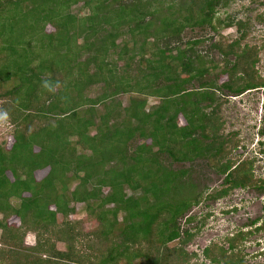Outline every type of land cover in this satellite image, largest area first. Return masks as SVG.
Returning a JSON list of instances; mask_svg holds the SVG:
<instances>
[{"label":"trees","instance_id":"16d2710c","mask_svg":"<svg viewBox=\"0 0 264 264\" xmlns=\"http://www.w3.org/2000/svg\"><path fill=\"white\" fill-rule=\"evenodd\" d=\"M151 1L0 0V117L13 140L0 143V264H202L188 262L196 231L182 232L179 222L201 194L188 170L172 165L208 158L227 172L233 162L221 159L231 139L219 135L217 92L264 88V78L257 51L240 45L248 22L220 17L229 0ZM232 26L243 33L211 45L228 76L218 85L209 78L218 64L197 49L204 40L181 35ZM96 87L101 93L86 94ZM149 97L159 103L148 108ZM238 165L234 184L254 185L253 161ZM72 202L99 222L81 235L97 240L86 260L74 247L82 238L68 221ZM31 231L32 246L24 241ZM212 251L206 257L217 262Z\"/></svg>","mask_w":264,"mask_h":264},{"label":"rangeland","instance_id":"374dc122","mask_svg":"<svg viewBox=\"0 0 264 264\" xmlns=\"http://www.w3.org/2000/svg\"><path fill=\"white\" fill-rule=\"evenodd\" d=\"M131 1L132 0H123V2L125 3H131ZM151 2L181 3L185 2V0H152ZM228 3V6H226L225 8L223 7L219 10L220 17L224 18L227 15H233L241 20L245 19V21L248 22V28L242 30L246 32V36L241 40L240 45L241 47H253L257 51V62L255 64V71L257 73L256 75L260 79L264 78V0H229ZM78 5H75L73 7L74 12L79 7ZM242 31H239L236 26H232L230 28H222L218 31H213L210 28H197L194 30L187 28L182 33L181 37L184 41L191 38L200 37L204 40L203 43L197 47V49L204 55V58L209 62V64L211 62L218 64V68L216 70H213V74H211L209 78H211L212 80H216V83L220 85L222 82L228 79L227 75L221 74L220 72V70L224 67V58L221 55L222 53L219 50L212 49L211 45L213 42L220 44L231 43L243 33ZM227 60L230 62L229 65L231 66L235 61V56L230 55ZM194 87H197V82L189 86V89H192ZM99 89L100 88L96 87L90 92L86 91V94L88 96L95 97L96 94H99ZM217 98L221 103V106L217 110V113L221 122L223 123L220 128L219 135L222 139H231V144L227 146V154L224 158L221 159V162L230 160L233 162V165H236V163L245 161L246 159L250 158L253 161L252 168L255 171L254 173L257 176L264 178V88L260 87L249 89L240 94L222 90L220 92H217ZM119 100H121V102L125 105L128 101V96L126 94L120 95ZM158 103L159 99L149 97L147 107L149 108ZM210 109L211 108H209V110ZM9 130L10 126L6 123L4 117L1 116L0 143H2L4 139H8L7 146H10L13 141L12 138L9 137ZM137 143H139V140L137 141ZM34 149L35 151L39 150L38 147H35ZM78 152L81 153L82 150L80 149L78 150ZM215 164L216 162L211 161L208 158H200L196 160L194 165H190L188 162L174 163L172 165V167L176 169L179 167L182 168L183 166L192 169L193 176H191V173H189V179L193 182L196 192L201 194L198 203L194 204L190 211H188L184 216V218L179 220L182 230H193V227L196 226H199L201 229L200 219L203 218L207 211L216 210L220 208V206L224 208L226 207L225 203H227V201L222 200L220 201V203L215 205L212 198L206 197L211 194L213 188L216 189L220 185H222V181L224 180V178H222L221 176L215 175L216 172L213 168V165ZM47 172L48 168L36 171V178L38 180L42 179L46 176ZM7 174L12 179V175L9 172H7ZM76 183L77 182H75V184ZM75 184H73L72 187ZM106 191L107 190H105V192ZM71 206L74 208V212L69 215L68 221H71L72 223L78 222L76 227L80 232V236L82 234H89L95 228H97L99 224L98 220L92 217L85 210L84 204L72 202ZM222 211L223 210H219V213L216 214V217L221 215L220 213ZM194 215L195 217L192 220L193 223L196 221L193 224L194 226L187 225V222L185 221L189 216ZM213 215L214 213L209 218L208 216L204 217V222H207L209 219L210 220L209 224L204 227L203 231L200 234L198 233V237L201 236L199 240L197 241L198 237H193L186 244L184 250L186 251V256H189L187 257L189 263L215 264L208 258L206 260L204 259V248L210 243H214L218 246L226 245L227 240L225 239L226 237L230 236L232 229L231 227H229V225L221 223V226L218 228V233L214 232V225H216V223L214 222ZM259 215L260 214H258V216ZM1 217L2 214H0V218ZM63 220L64 218L59 214L58 223H61ZM214 235L218 237L215 238L216 236ZM46 236L56 237L55 234L51 233ZM252 236L253 235H249L246 239L247 241L239 240L237 242V250L235 252H238V255L241 256L243 264H264V232L262 230V232L256 233L254 237ZM93 238L94 237H92L90 239L91 241H89V236H86L79 240V242L75 243L74 247L82 251L85 260L87 259V255L96 252V250L92 247L98 246L97 240L93 242ZM24 241L26 245L32 246L36 244V233L33 231L29 232L26 235ZM258 243L260 244V246H258ZM54 245L57 250L68 249V247H66L63 242L55 241ZM180 245L181 244L177 243V241L169 243V246L171 248L179 247ZM209 252L212 253L213 251ZM44 253L47 254V252ZM46 254H41L43 259L47 257ZM137 263L138 261L136 262V264Z\"/></svg>","mask_w":264,"mask_h":264},{"label":"flooded vegetation","instance_id":"af4514ba","mask_svg":"<svg viewBox=\"0 0 264 264\" xmlns=\"http://www.w3.org/2000/svg\"><path fill=\"white\" fill-rule=\"evenodd\" d=\"M239 163L241 162L236 163V165H231L230 169L225 173H221L219 170L213 167L214 171L216 172L215 175L221 176L222 178H224V180L222 179L223 180L222 185H220L216 189L214 188L212 189V192H211V194L213 195L212 200L214 201L213 203H215V205L220 203V201L222 200L227 201V203H225L226 207L224 208L220 206V208L216 210L207 211L206 214L203 216V218L200 219L201 229L199 226L193 227V231H196L193 237H198V235L203 231L204 227L209 224L210 219L207 222H204L203 221L204 217L208 216L209 218L210 216H212L213 213H214L213 215L214 222L216 223V225H214V228H215L214 232L218 233V228L221 226V223H225V225H229V227H231L232 231L230 233V236L226 237L225 239L227 240L226 245L218 246L214 243H210L204 248L205 251L203 250L205 253L204 255L205 260L207 259L206 257L207 249H209V251H212V249L216 250L215 255L217 258V262H214L215 264L216 263L217 264H227L226 261L224 260L223 255L220 254L221 251L223 252V254L224 252H227L228 254L229 253L234 254V256L237 259H239L241 264H243L241 256L238 255V252H235L237 250L236 249L237 242L239 240L247 241L246 239L248 238L249 235H253L252 237H254L256 233L262 232V230L264 232V212H263L264 210V178L257 176L254 173L255 171L253 170V168H251L250 169V175H251L250 179L253 180L254 185H250V184H247L245 186L238 185V184L235 185L233 179L239 176V173L237 170ZM183 167L187 169L189 173H191V176H193L192 169L185 167V166ZM260 184H262L263 187L258 186ZM219 210H223V211L220 213L221 215L216 217V214L219 213ZM258 214L260 215L258 216ZM190 217L193 219L195 215L189 216L188 218ZM194 223L193 221H190L189 225L194 226L193 225ZM200 237H198L197 241L199 240ZM217 237L218 236H216L215 238ZM258 246H260L259 243H258ZM260 257H261V253H260Z\"/></svg>","mask_w":264,"mask_h":264},{"label":"clouds","instance_id":"9594fccd","mask_svg":"<svg viewBox=\"0 0 264 264\" xmlns=\"http://www.w3.org/2000/svg\"><path fill=\"white\" fill-rule=\"evenodd\" d=\"M187 225H189V223H186ZM182 230V229H181ZM185 231V230H182V232Z\"/></svg>","mask_w":264,"mask_h":264}]
</instances>
